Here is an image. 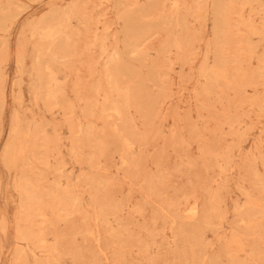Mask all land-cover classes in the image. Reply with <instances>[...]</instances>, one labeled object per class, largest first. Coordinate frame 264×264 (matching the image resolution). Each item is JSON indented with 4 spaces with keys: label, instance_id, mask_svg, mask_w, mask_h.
Instances as JSON below:
<instances>
[{
    "label": "rangeland",
    "instance_id": "374dc122",
    "mask_svg": "<svg viewBox=\"0 0 264 264\" xmlns=\"http://www.w3.org/2000/svg\"><path fill=\"white\" fill-rule=\"evenodd\" d=\"M0 264H264V0H0Z\"/></svg>",
    "mask_w": 264,
    "mask_h": 264
}]
</instances>
